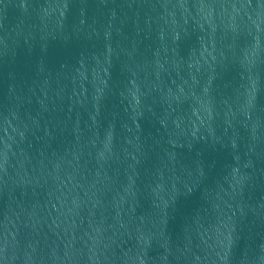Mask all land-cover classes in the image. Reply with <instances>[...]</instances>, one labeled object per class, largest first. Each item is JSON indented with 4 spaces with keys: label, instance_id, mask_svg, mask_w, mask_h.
Returning <instances> with one entry per match:
<instances>
[{
    "label": "water",
    "instance_id": "95a60500",
    "mask_svg": "<svg viewBox=\"0 0 264 264\" xmlns=\"http://www.w3.org/2000/svg\"><path fill=\"white\" fill-rule=\"evenodd\" d=\"M0 264H264V0H0Z\"/></svg>",
    "mask_w": 264,
    "mask_h": 264
}]
</instances>
